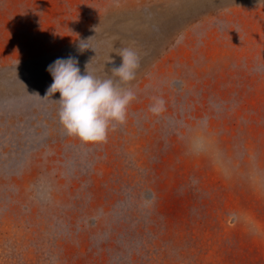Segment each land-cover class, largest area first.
<instances>
[{
    "label": "rangeland",
    "instance_id": "obj_1",
    "mask_svg": "<svg viewBox=\"0 0 264 264\" xmlns=\"http://www.w3.org/2000/svg\"><path fill=\"white\" fill-rule=\"evenodd\" d=\"M124 48L125 123L66 135L47 67ZM0 264H264V0H0Z\"/></svg>",
    "mask_w": 264,
    "mask_h": 264
},
{
    "label": "clouds",
    "instance_id": "obj_2",
    "mask_svg": "<svg viewBox=\"0 0 264 264\" xmlns=\"http://www.w3.org/2000/svg\"><path fill=\"white\" fill-rule=\"evenodd\" d=\"M79 48L81 51L89 49L81 43ZM116 54L121 58V63L111 71L118 81L100 79L87 70L82 74L78 60L71 56L57 58L47 67L53 82L43 98L59 93L58 115L66 135L84 143H103L110 128L125 123L128 106L135 99V94L130 88L118 85L128 84L135 79L139 57L129 48ZM162 105L163 101L159 100L150 110L158 112Z\"/></svg>",
    "mask_w": 264,
    "mask_h": 264
}]
</instances>
